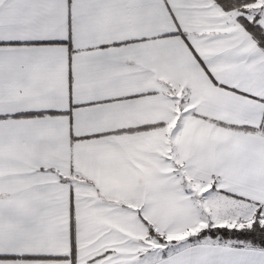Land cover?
<instances>
[{
	"label": "snow or ice",
	"instance_id": "1",
	"mask_svg": "<svg viewBox=\"0 0 264 264\" xmlns=\"http://www.w3.org/2000/svg\"><path fill=\"white\" fill-rule=\"evenodd\" d=\"M0 264H264V0H0Z\"/></svg>",
	"mask_w": 264,
	"mask_h": 264
}]
</instances>
